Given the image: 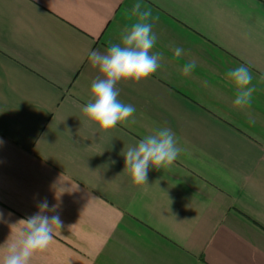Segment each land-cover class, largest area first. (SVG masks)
<instances>
[{
	"label": "crops",
	"instance_id": "0c3cea01",
	"mask_svg": "<svg viewBox=\"0 0 264 264\" xmlns=\"http://www.w3.org/2000/svg\"><path fill=\"white\" fill-rule=\"evenodd\" d=\"M137 2L158 17L162 67L120 82L136 111L97 132L82 112L100 75L88 54L120 42ZM242 64L248 109L225 75ZM160 127L183 151L135 185L123 155ZM0 139L5 219L59 203L63 227L31 264H264V0H0ZM9 235L0 223V245Z\"/></svg>",
	"mask_w": 264,
	"mask_h": 264
},
{
	"label": "clouds",
	"instance_id": "9594fccd",
	"mask_svg": "<svg viewBox=\"0 0 264 264\" xmlns=\"http://www.w3.org/2000/svg\"><path fill=\"white\" fill-rule=\"evenodd\" d=\"M131 15L136 20L121 30L119 43L110 44L105 52L92 50L88 54L92 67L98 69L100 75L91 83V98L82 107V112L97 132H106L117 124L126 123L136 111L133 105L119 99L120 89L117 85L120 82L146 80L162 67L163 54L153 51L158 39L153 25L158 17H154L152 11L140 2L132 6ZM170 48L176 57L186 55L183 47L170 45ZM195 67L196 62L190 60L182 66L181 72L191 74ZM225 75L235 87L233 106L250 108L256 89L251 86L253 76L249 67L242 64L229 69ZM245 115L249 122L255 123L250 111H246ZM3 143L0 139V145ZM182 151L175 133L168 127H160L127 149L123 155L124 170L129 172L135 185H147L150 168H168ZM37 208L38 211L32 216L14 223H9L0 211V223L7 224L10 229L9 237L0 245V249L4 250L0 264H31L37 253L49 247L56 230L63 227L59 203L50 207L47 199H44L37 204ZM11 215L8 213L9 217ZM14 230L15 238H11Z\"/></svg>",
	"mask_w": 264,
	"mask_h": 264
}]
</instances>
